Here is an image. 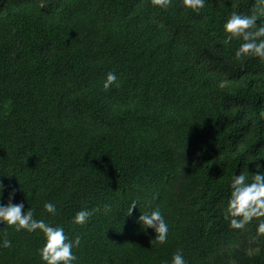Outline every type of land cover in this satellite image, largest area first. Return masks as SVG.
<instances>
[{
	"label": "trees",
	"instance_id": "trees-1",
	"mask_svg": "<svg viewBox=\"0 0 264 264\" xmlns=\"http://www.w3.org/2000/svg\"><path fill=\"white\" fill-rule=\"evenodd\" d=\"M251 3L0 0V202L15 189L34 218L80 235L74 264H162L177 250L188 264H264L255 224L231 229L223 213L231 177L264 165V62L236 61L221 32ZM149 202L169 223L160 246L137 222ZM81 208L98 211L73 224ZM5 236L0 264H42V233Z\"/></svg>",
	"mask_w": 264,
	"mask_h": 264
},
{
	"label": "clouds",
	"instance_id": "clouds-1",
	"mask_svg": "<svg viewBox=\"0 0 264 264\" xmlns=\"http://www.w3.org/2000/svg\"><path fill=\"white\" fill-rule=\"evenodd\" d=\"M206 2L207 0H180L185 10L193 12H199ZM218 2L224 5V0H218ZM148 3L156 9H168L173 0H148ZM221 32L222 43L225 46H231L234 43L238 45L233 50L236 61L245 62L256 59L264 62V0H252L251 7L246 12L231 11L222 23ZM117 79L115 72H108L103 81L104 90L107 91L113 86ZM259 115L264 118V110ZM254 160L256 159L249 158L240 174L231 177L223 213L228 226L234 230H247L248 226L254 223L255 233L251 236V240L258 241L264 237V170H262L264 165L257 163V171L249 176L247 163ZM4 187L3 183H0V199L3 198ZM15 192V189L9 192L7 203L0 202V224L6 226L0 231L6 232L9 227H12L16 231L26 230L29 233L36 232L38 235L42 233L43 243L37 250L42 264H74L78 258L73 249L80 246L81 236L76 235L70 238L62 225L34 218L32 208L24 210L23 202H13ZM137 205L138 201L133 199L128 205L126 214L130 215ZM43 207L51 216L58 214L56 204L51 201L45 202ZM96 211H98L96 208H81L72 217V223L87 224ZM137 222L144 230H154L155 236L152 241L156 246L163 245L167 241L170 231L169 223L159 204L152 207L149 202L145 209L141 210ZM10 246L11 241L6 236L0 240V248ZM162 264H188V261L183 252L177 250L170 260H164Z\"/></svg>",
	"mask_w": 264,
	"mask_h": 264
}]
</instances>
